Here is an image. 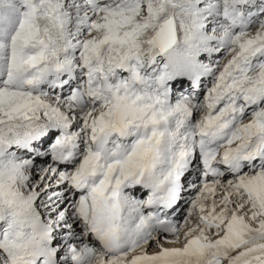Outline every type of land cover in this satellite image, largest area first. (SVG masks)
<instances>
[{"label":"snow or ice","instance_id":"1","mask_svg":"<svg viewBox=\"0 0 264 264\" xmlns=\"http://www.w3.org/2000/svg\"><path fill=\"white\" fill-rule=\"evenodd\" d=\"M0 264H264V0H0Z\"/></svg>","mask_w":264,"mask_h":264}]
</instances>
